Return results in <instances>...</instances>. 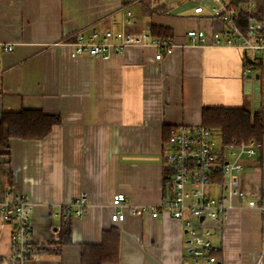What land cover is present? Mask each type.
<instances>
[{"label": "crops", "instance_id": "crops-1", "mask_svg": "<svg viewBox=\"0 0 264 264\" xmlns=\"http://www.w3.org/2000/svg\"><path fill=\"white\" fill-rule=\"evenodd\" d=\"M225 1L235 9V0ZM199 4L204 14L195 13ZM239 4L235 21L241 29L253 18L264 36V0ZM245 4H252L250 12L242 10ZM216 5L214 0H0V44H14L10 52L0 48V118L4 112L41 109L61 119L43 139L11 138L10 154L0 156V202L25 198L32 205V264H82V247L102 243L112 231L119 235L118 257L106 264H196L184 221L163 211L157 217L133 215L126 208L124 221L114 223L111 213L118 193L126 195L127 205L150 206L172 194L174 168L165 157L172 127L202 124L207 106L257 113L256 86L244 80L243 71L246 62L264 68V53L212 43L213 32L225 35L226 29L211 14ZM151 23L174 32V48L159 60L151 44L129 46L106 60L71 56L69 42L78 31L137 35ZM196 28L210 41L192 43L186 32ZM216 141H223L220 132ZM260 142L241 176L246 194L232 200L226 218L208 221L218 251L215 263L204 264L259 259L264 264V217L248 205L251 199L264 201ZM221 175L206 188L213 197L228 196V177ZM81 193L87 201L79 217L66 205ZM11 234L12 225L0 216L2 264L11 263Z\"/></svg>", "mask_w": 264, "mask_h": 264}, {"label": "built area", "instance_id": "built-area-1", "mask_svg": "<svg viewBox=\"0 0 264 264\" xmlns=\"http://www.w3.org/2000/svg\"><path fill=\"white\" fill-rule=\"evenodd\" d=\"M137 0H128V4ZM195 1V0H194ZM217 4L211 9V14L226 25L225 35L222 31H214L212 43L228 45L247 50L253 54L264 53V36L260 34L262 25L253 18H249L248 25L242 30L235 21L239 17L236 9L229 7L225 0H214ZM252 4L243 5L242 10L250 12ZM195 13L204 14L203 4L194 8ZM128 16L132 17L131 11ZM129 22H133L130 20ZM141 34H130L123 31H99L94 29L89 36L83 31L76 32L69 42L71 56L81 57L88 55L102 60L109 59L114 53H121L129 46L154 45L158 52L156 59H161L164 53H170L175 46L174 38H155L150 28L145 25ZM186 36L192 43H206L209 40L204 29H189ZM4 52L14 49L13 43H1ZM252 68L256 72L251 73ZM244 80L252 79L257 84L256 112L264 116V68L253 67L246 62L243 71ZM215 131L200 124L189 126L179 124L170 129L166 144L165 157L173 165V192L154 206L127 205L126 195L118 193L112 203L111 220L114 223L124 221L125 209L133 215L150 213L157 217L160 211L170 214L174 219L184 221L190 240L189 252L196 264L215 263L214 255L218 247L211 241L212 231L208 221L216 218H226L233 205L232 200L243 198L246 194L242 187V173L249 158H254L262 148L258 140L239 141L233 139L225 142L216 141ZM224 174L228 177L225 188L228 196L213 197L206 188L217 176ZM87 201L85 193L79 194L66 211H73L81 217ZM248 205L257 208L264 217V201L249 200ZM32 205L21 198L13 202H0V216L12 225L11 249L13 264H32L35 255V245L32 238L33 227L31 223ZM196 221H193V220ZM264 238V237H263ZM256 264H262L261 259Z\"/></svg>", "mask_w": 264, "mask_h": 264}, {"label": "trees", "instance_id": "trees-1", "mask_svg": "<svg viewBox=\"0 0 264 264\" xmlns=\"http://www.w3.org/2000/svg\"><path fill=\"white\" fill-rule=\"evenodd\" d=\"M242 1L245 0H235V2H232L234 4L232 6L237 9ZM142 5L146 6L145 2ZM150 32L155 38L166 39L174 36L171 27L155 23H151ZM60 121L58 115L46 114L41 109H21L19 111L4 112L0 118V156L10 154L9 141L11 138L43 139ZM202 125L214 131H219L225 142L233 139L239 141L264 140V116L245 107H204L202 110ZM168 137L169 130L166 134L167 139ZM68 223L69 221H66L63 227L65 225V227L69 226ZM103 240L100 244H86L82 247V264H106L116 261L119 246L117 231L104 235ZM34 248L36 250V247ZM0 264H2L1 258Z\"/></svg>", "mask_w": 264, "mask_h": 264}, {"label": "rangeland", "instance_id": "rangeland-1", "mask_svg": "<svg viewBox=\"0 0 264 264\" xmlns=\"http://www.w3.org/2000/svg\"><path fill=\"white\" fill-rule=\"evenodd\" d=\"M259 2H261V0H258ZM189 3V2H188ZM190 4V3H189ZM177 5V4H176ZM191 5V4H190ZM250 107H252V103L249 104ZM215 138L218 140L219 139V132L218 131H215V134H214ZM248 170V171H247ZM246 171L249 173V174H257L256 173V170L255 169H249L247 168ZM214 189V188H213ZM216 190V189H215ZM217 192V190H216Z\"/></svg>", "mask_w": 264, "mask_h": 264}, {"label": "water", "instance_id": "water-1", "mask_svg": "<svg viewBox=\"0 0 264 264\" xmlns=\"http://www.w3.org/2000/svg\"><path fill=\"white\" fill-rule=\"evenodd\" d=\"M255 86L257 87V84H255ZM255 92H257V89H255Z\"/></svg>", "mask_w": 264, "mask_h": 264}]
</instances>
